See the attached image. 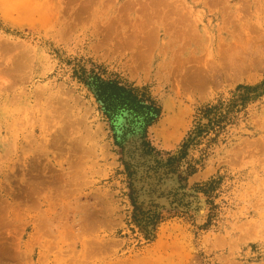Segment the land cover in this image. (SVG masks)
Instances as JSON below:
<instances>
[{"label":"rangeland","instance_id":"374dc122","mask_svg":"<svg viewBox=\"0 0 264 264\" xmlns=\"http://www.w3.org/2000/svg\"><path fill=\"white\" fill-rule=\"evenodd\" d=\"M262 84L264 0H0V264H264Z\"/></svg>","mask_w":264,"mask_h":264},{"label":"trees","instance_id":"16d2710c","mask_svg":"<svg viewBox=\"0 0 264 264\" xmlns=\"http://www.w3.org/2000/svg\"><path fill=\"white\" fill-rule=\"evenodd\" d=\"M101 70L93 69L90 72L81 69L78 79L93 91L96 100L102 105L105 115L113 120L121 113L127 112L135 119H142V126L146 130L152 126L161 114V110L154 101L144 99L140 90L124 85L119 80H104ZM78 74V73H77ZM79 76V75H78ZM264 84L258 87H240V90L256 92L263 89ZM221 106H207L201 111L202 118L209 121L207 126L199 125L196 134L200 136L204 129H210L217 134L222 128L226 114L221 111ZM193 140V139H192Z\"/></svg>","mask_w":264,"mask_h":264},{"label":"bare ground","instance_id":"6f19581e","mask_svg":"<svg viewBox=\"0 0 264 264\" xmlns=\"http://www.w3.org/2000/svg\"><path fill=\"white\" fill-rule=\"evenodd\" d=\"M186 43H187V42H186ZM141 44H142V43H141ZM142 45H143V44H142ZM236 45H237V44H236ZM137 46H138V45H137ZM140 46H141V45H140ZM233 46H234V45H233ZM142 47H144V46H142ZM234 48H235V46H234ZM165 49H166V47H165ZM244 49H245V48H244ZM141 50H142V49H141ZM143 50H144V49H143ZM237 50H238V49H237ZM245 50H246V49H245ZM137 51H138V50H137ZM230 52H231V51H230ZM137 53H138V52H137ZM223 53H224V52H223ZM256 53H257V52H256ZM224 54H225V53H224ZM236 54H237V52L235 53V55H236ZM227 55H228V54H227ZM235 55H234V56H235ZM258 55H259V54H258ZM138 56H139V55H138ZM138 56H137V57H138ZM223 56H224V58H225L226 55H223ZM259 56H260V55H259ZM261 56H262V55H261ZM261 56H260V57H261ZM133 57H134V56H133ZM143 58H144V57H143ZM145 58H146V57H145ZM145 58H144V59H145ZM150 58H151V57H150ZM150 58L147 57V59H148L147 62L149 61ZM197 58H198V57H197ZM135 59H136V58H135ZM138 59H140V58L138 57ZM175 59H176V58H175ZM181 59H182V58H181ZM192 59L194 60L193 57H192ZM227 59H228V58H227ZM234 59H235V58H234ZM187 60L189 61V59H187ZM220 60H221V59H220ZM235 60H237V59H235ZM242 60H244V59H242ZM256 60H257V59H256ZM258 60H259V59H258ZM258 60H257V61H258ZM134 61L136 62V60H134ZM182 61H184V59H183ZM222 61H223V60H222ZM227 61H228V60H227ZM227 61H226V62H227ZM260 61H262V60H259L258 62H260ZM135 62H134V63H135ZM139 62H140V61H139ZM147 62H146V63H147ZM179 62H180V61H179ZM184 62H185V61H184ZM206 62H207V61H206ZM231 62H232V61H231ZM235 62H236V61H235ZM237 62H239V61L237 60ZM136 63H137V62H136ZM180 63H181V62H180ZM188 63H189V62H187V64H188ZM221 63H224V62H221ZM233 63H234V62H233ZM140 64H141V62H140ZM142 64H144V62H143ZM173 64H174V63H173ZM183 64H184V63H183ZM210 64H211V63H210ZM213 64H215V63H213ZM229 64H230V63H229ZM237 64H238V63H237ZM150 65H151V64H150ZM211 65H212V64H211ZM235 65H236V63H235ZM182 66H183V65H182ZM204 66H205V64H204ZM224 66H225V65H224ZM238 66H239V64H238ZM247 66H248V65H247ZM134 67H135V66H134ZM142 67H143V66H142ZM175 67H176V66H175ZM225 67H226V66H225ZM230 67H231V66H230ZM244 67H246V66H244ZM248 67H249V66H248ZM138 68H139V67H138ZM138 68L136 69L137 71L139 70ZM199 68H200V67H199ZM238 68H240L241 70L243 69V68H241V66L238 67ZM141 69H142V68H141ZM169 69H170V68H168V63H163V64L160 66V73H161V72H164L166 75H168V70H169ZM203 69H204V68H203ZM203 69H202V70H203ZM220 69H221V68H220ZM191 70H192V69H191ZM191 70L188 69V71H191ZM202 70L200 71V74H201ZM227 70H228V69H227ZM195 71H198V70L196 69V70H194V72H195ZM203 71H204V70H203ZM219 71H220V70H219ZM172 72H173V71H172ZM208 72H209V71H208ZM224 72H225V71H224ZM228 72H229V71H228ZM175 73H176V72H175ZM185 73H186V72H185ZM196 73H198V72H196ZM196 73H194V74H196ZM204 73H205V72H204ZM210 73H211V72H210ZM177 74H178V72H177ZM187 74H189V73H187ZM187 74H185V77H186ZM207 74H208V73H207ZM207 74H206V75H207ZM172 75H173V74H172ZM189 75H190V74H189ZM208 75H209V74H208ZM225 75H226V74H225ZM201 76H202V74H201ZM208 77H209V76H208ZM181 78H182V77H181ZM183 78H184V77H183ZM186 78H187V77H186ZM211 78H212V77H211ZM187 79H188V78H187ZM199 79H200V78H199ZM204 79H205V78H204ZM206 79H207V78H206ZM208 79H209V78H208ZM189 81H190V78H189ZM202 81H204V80L202 79ZM207 81H209V80H207ZM185 82H187V81H185ZM192 82H194V81H192ZM199 82H200V81H199ZM195 83H196V82H195ZM197 83H198V82H197ZM201 83H202V82H201ZM192 85H193V84H192ZM186 87H187V86H186ZM189 87H191V85H189ZM192 87H193V86H192ZM187 88H188V87H187ZM190 89H191V88H190ZM184 90H185V89H184ZM166 108H168L167 105H166Z\"/></svg>","mask_w":264,"mask_h":264}]
</instances>
